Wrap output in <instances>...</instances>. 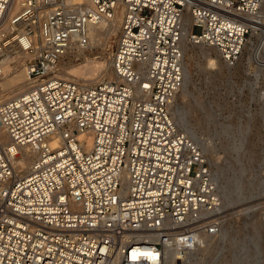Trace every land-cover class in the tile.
I'll return each instance as SVG.
<instances>
[{
    "label": "built area",
    "instance_id": "built-area-1",
    "mask_svg": "<svg viewBox=\"0 0 264 264\" xmlns=\"http://www.w3.org/2000/svg\"><path fill=\"white\" fill-rule=\"evenodd\" d=\"M15 2L0 0V74L7 52H19L34 86L0 105V130L10 141H0V264L191 257L202 237L219 233L223 214L200 148L172 116L184 17L188 41L215 50L227 67L252 33L262 34L260 62L264 0H20L6 19ZM120 11L116 80L80 86L55 77L72 46L88 45V27ZM90 134L88 148L79 138ZM21 148L34 154L22 177L14 166Z\"/></svg>",
    "mask_w": 264,
    "mask_h": 264
},
{
    "label": "rangeland",
    "instance_id": "rangeland-1",
    "mask_svg": "<svg viewBox=\"0 0 264 264\" xmlns=\"http://www.w3.org/2000/svg\"><path fill=\"white\" fill-rule=\"evenodd\" d=\"M119 26L79 56L64 57L60 65L77 72L62 79L84 86L110 81ZM249 39L233 67L207 47L190 42L183 50L188 75L173 102V119L203 154L223 206V222L217 235L205 236L208 240L198 243L192 258L179 264H264V54L254 61V49L260 47L256 38ZM24 70L18 66L19 73Z\"/></svg>",
    "mask_w": 264,
    "mask_h": 264
},
{
    "label": "bare ground",
    "instance_id": "bare-ground-1",
    "mask_svg": "<svg viewBox=\"0 0 264 264\" xmlns=\"http://www.w3.org/2000/svg\"><path fill=\"white\" fill-rule=\"evenodd\" d=\"M68 3L70 4H86V5H89L88 3V0H66ZM20 3V0H16L14 6H13V9L9 11L8 15L6 16V19L10 18L18 9V5ZM261 14H262V17L263 19H261V22H264V6L261 8ZM121 15H122V12L120 11L119 13H116L115 17L113 19H111L110 21L108 22H101L95 26H89L88 27V31H87V38H88V47H90L91 45L94 46V43L95 42H98V40H100V38L103 36V35H108L109 32H111L112 30H114V28L116 27V23H120L121 24ZM184 23L186 24V27H185V34H184V38L182 39V50H184V53L185 51L187 50L188 51V45H190V42L188 41L187 39V36L190 32V27H189V23H190V20H189V16H185L184 17ZM5 24L4 23L2 25V27H0L1 30H4L5 28ZM119 30H120V26H119ZM120 32V31H119ZM260 36V37H259ZM252 38H256L257 39V46L258 44H260L263 36L262 34H255V33H252L250 35V39L251 40ZM187 42L189 44H187ZM247 43V42H246ZM249 45H251L250 41H248ZM194 45V44H193ZM87 46L85 48H81V47H78V46H72L58 61L57 63V66H55L54 68V75L55 77H58L60 79H62V77H67L69 78V80L75 76L76 77V73L77 71H74L73 72V67H62V65H60L61 63V60L68 56L69 54H71L72 52L76 53V56H79L81 54V52L87 48ZM92 46V47H93ZM195 46H199V45H195ZM194 47V46H193ZM201 47V46H200ZM245 47V46H244ZM208 48V47H207ZM257 48V47H255ZM211 49V48H209ZM254 49V48H253ZM213 50V49H212ZM244 50V49H243ZM257 53L258 51V48L257 49H254ZM216 55L219 57L220 61L224 64V62L221 60L219 54L213 50ZM243 52V51H242ZM253 52V53H254ZM242 54V53H241ZM216 56V57H217ZM260 56V55H259ZM258 57V56H257ZM254 58V57H253ZM260 58V57H259ZM23 61H24V57L21 55V53L19 52H13L12 50L7 52V54L5 55L4 59H3V65H4V68L0 74V97H3L5 93H11L10 96L8 97H5L3 99H0V105L7 102V101H10V100H13L15 98H18L22 95H24L26 92H28L33 86H34V82L33 81H30L27 77V74H26V71L23 72V74L19 73L17 70H18V66H23ZM112 62V61H111ZM76 69H78V67H74ZM111 73H112V77L110 78V81H114L116 80V77L112 71V63H111ZM78 73H79V69H78ZM77 73V74H78ZM81 74V73H79ZM78 74V76H79ZM188 75V71H187V68H186V63L183 62V80H186V77ZM82 77V76H81ZM77 79V78H76ZM81 79V78H80ZM62 80H65V79H62ZM69 80H66V81H69ZM183 80H182V83H183ZM73 82V81H72ZM76 83V82H74ZM92 83V82H91ZM181 83V85H182ZM78 84V83H76ZM94 84V83H93ZM80 85V84H78ZM181 85H180V88H181ZM31 86V87H30ZM80 86H84V85H80ZM30 87V88H28ZM180 88H179V91H180ZM179 91L177 92V94L179 93ZM19 93L18 96H15L14 94L15 93ZM176 98V97H175ZM175 100V99H174ZM172 116H173V110H172ZM174 120V119H173ZM176 124V123H175ZM185 134V133H184ZM186 135V134H185ZM187 136V135H186ZM188 139H190V137L187 136ZM79 139H84L86 140L87 142V147L89 148L91 145H92V135H83V136H80ZM191 140V139H190ZM0 141L2 142V146L3 147H7L9 144H10V141H9V138L7 137L6 133L3 132L2 130H0ZM56 142L52 144V148H55L56 147ZM17 152V157L14 159V166H15V174L18 175L20 177H22L23 175H25L28 170H29V167L31 165V162H32V158L34 157V154L31 153L32 151L29 149V148H21V149H17L16 150ZM123 180H124V184H125V189L127 190L128 189V183L126 181V173H124L123 175ZM126 190L123 191V193L125 194L126 193ZM216 191H217V188H216ZM217 196L219 198V203H220V210L222 209V203H221V200H220V196L218 194V191H217ZM218 234V233H217ZM216 234V235H217ZM212 237V236H211ZM206 238L207 237H202L198 243H202L203 242H206ZM211 239V238H209ZM213 239V238H212ZM208 240V238H207ZM210 242V241H209ZM211 244V243H209ZM212 245V244H211ZM210 246V245H209ZM215 246V245H214ZM192 258V257H190ZM185 258H183L184 260ZM182 261V260H181ZM186 263L187 261L189 262V260H185ZM193 262V261H192ZM190 262V263H192ZM182 264H184L185 262H181Z\"/></svg>",
    "mask_w": 264,
    "mask_h": 264
}]
</instances>
